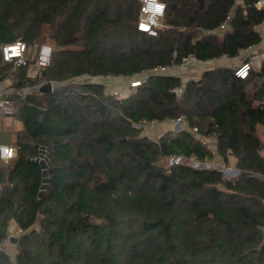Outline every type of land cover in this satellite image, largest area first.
I'll use <instances>...</instances> for the list:
<instances>
[{"label": "trees", "instance_id": "trees-1", "mask_svg": "<svg viewBox=\"0 0 264 264\" xmlns=\"http://www.w3.org/2000/svg\"><path fill=\"white\" fill-rule=\"evenodd\" d=\"M162 1L153 36L138 29L141 0H0V46H32L45 27L55 43L40 75L27 77L29 65L14 72L11 114L25 128L16 156L0 161V264H264V104L254 105L264 57L246 78L223 65L183 88L179 75L149 74L122 97L91 79L141 75L190 55L233 58L262 40L256 0ZM13 71L0 50V81ZM48 81L57 84L51 92H18ZM181 116L186 129L157 139L136 126ZM193 128L216 138L225 165L235 159L236 178L160 163L214 158ZM43 142L51 182L40 196L34 158ZM13 227L21 232L12 258L3 246Z\"/></svg>", "mask_w": 264, "mask_h": 264}, {"label": "built area", "instance_id": "built-area-1", "mask_svg": "<svg viewBox=\"0 0 264 264\" xmlns=\"http://www.w3.org/2000/svg\"><path fill=\"white\" fill-rule=\"evenodd\" d=\"M255 4L258 8L264 9V0H256ZM165 10H166V4L162 0H141L138 29L147 32L149 35H153V36L157 35L158 28L161 25V19L165 14ZM222 27H224V25ZM261 44L264 46V41L261 42ZM254 46H250L241 51L243 52L242 54L244 55V59L235 69L236 76L241 78H246L250 74L251 70L255 69L259 61L264 57V50L262 53L258 51L256 52L253 50ZM0 50L3 60L5 62L11 63L13 65L14 71L18 70L23 66H28L30 64L31 57L29 55V51H30L29 45L22 40H17L15 42L3 44L0 46ZM198 62H202V61L198 60L194 55H190L184 58L182 62L179 64L177 63L169 66H158L147 71V73L176 74L180 69H183L184 67H188L191 64ZM112 77L113 76H97V77H93V79L95 81H104ZM140 83L141 80H133L131 81L130 86H132L133 88L138 86ZM181 91H182L181 88L176 89V92H181ZM9 93H10L9 91L0 92V107L5 109L7 112L11 113L12 107L10 106L11 101L9 99ZM154 122L155 121L149 122L143 119L137 122L136 126L142 128L143 132L146 135L150 136L149 126ZM172 122H174V128H173L174 132H179L180 130L187 128V121L183 116L172 120ZM192 131L198 132L197 128H193ZM16 152L17 149L14 146L0 145V158L3 160H9L15 157ZM169 157L171 158L172 164L191 161L194 162L192 166L196 168H206V169H210L213 167L219 168L218 165L210 164L208 163L209 161L198 160L195 156H190L186 158L182 155L173 154ZM221 169L223 170V168ZM224 171L225 170H223V172ZM233 178L234 177H230V179ZM10 231L11 234L7 242L10 241L11 237L19 236L21 232L20 230H16L14 227L11 228Z\"/></svg>", "mask_w": 264, "mask_h": 264}, {"label": "rangeland", "instance_id": "rangeland-1", "mask_svg": "<svg viewBox=\"0 0 264 264\" xmlns=\"http://www.w3.org/2000/svg\"><path fill=\"white\" fill-rule=\"evenodd\" d=\"M54 44H55L54 41L52 39H50V37L48 35V27H45L44 28V34L42 35V37L39 39V41L36 44H34L33 46H29V49L31 50V52H36V54H37L36 56H37V58H39V55H40L41 51L43 50L42 49L43 46H45V47L50 46L51 48H53ZM50 54H51V52H49L48 59L50 58ZM232 60H234V59H232ZM44 61H43V64L40 66L39 75L41 74L43 67L47 63V61H46L44 64ZM224 62H226V61H223V60L220 61V59L219 60L214 59L211 61L194 63L188 67H184L183 69H180L175 75H179L182 78L184 85L186 86V82L188 80L194 79V80L201 81L202 74L205 70L215 68L217 66H223L222 64H224ZM30 63H31V61H30ZM237 64H239V62ZM237 64H233V66H237ZM29 66H30V64H29ZM14 72L15 71H13L12 73H14ZM147 75H149V74L147 72H145L141 75H134V76H119V77L113 76L112 78L106 79L103 82L106 84L107 90L110 93H113V94H116V95L122 97V96L128 95L133 90L134 87L132 88V86H130L131 81H133V80L143 81ZM84 78L87 79V77H84ZM91 79L94 80L93 78H91ZM16 80L17 79L15 78L13 80V82H15ZM56 85H57L56 83H53L54 87ZM13 87L16 88L14 85H13ZM181 92H177V93L179 95H181ZM23 94H24V91H23ZM173 128H174V122H172V120H166V121H162V122L155 121L153 124H151L149 126V134L154 139H157L162 134H164L166 132L173 131ZM258 134L260 137L262 136L264 138V130L259 131ZM193 135L196 138H202L203 141L205 142V144L213 151L214 158L212 160H210L208 163L218 165L219 168H223V170H225L224 175L226 178H230V177L236 178L238 176V170H237L235 164L232 163L229 165H225L223 160L221 161L219 159L220 156L217 154V145H216V138L215 137H213V136L200 137V134L197 132H193ZM262 142L264 143V139ZM1 160H0L1 162L7 161V160H3V159H1ZM160 163L162 165H164L165 167L166 166L168 167L172 164L171 158L170 157L164 158L161 160ZM187 163H190L191 165L194 164V162H191V161H188ZM222 165H224V166H222ZM15 237H17V236H15ZM3 247L10 254V256L13 258L14 255L16 254L15 243H13L10 240V241L6 242V244Z\"/></svg>", "mask_w": 264, "mask_h": 264}, {"label": "crops", "instance_id": "crops-1", "mask_svg": "<svg viewBox=\"0 0 264 264\" xmlns=\"http://www.w3.org/2000/svg\"><path fill=\"white\" fill-rule=\"evenodd\" d=\"M236 1L238 4L243 3V0H236ZM259 30L262 36L261 42H263L264 41V22L259 26ZM261 42L254 46L253 48L254 51L256 52L258 51L260 53L263 52L264 46L261 44ZM42 49L43 50L41 51L39 58H37L36 52H31V50L29 51V55L31 57V60H30L31 63H30V66H28L26 70L27 77L38 76L40 73V66L43 64V61L45 60L44 64L46 61L48 63L49 52H51L52 48L50 46H47V47L43 46ZM242 53L243 52H241L238 56L233 57V58L224 56V57H220L217 59L218 60L220 59V61L222 60L226 61L222 65L232 66L233 64H237L238 62L239 64L241 63V61L244 59V55ZM261 60L259 61L258 65L260 64ZM202 62H206V61H202ZM239 64H237V66ZM15 78H16L15 74L10 73V75H8L2 81H0V92H6V91L15 92L16 88L13 87L14 85L13 80ZM39 87H40L39 85L24 87V88H21V90H18V92L23 95V91H24V94H26L28 92L35 91L37 89L39 90ZM263 104H264V92L260 91L255 97L254 105H263ZM24 128H25L24 123L20 118L16 117L15 115L11 114L10 112H7L5 109L0 107V145H11L17 149V141L19 139V134L20 132L24 130ZM257 129L259 133V131L264 130V126L261 124H258ZM260 138L263 141L264 138L262 136ZM235 162H236L235 159L232 158L230 164L232 163L235 164Z\"/></svg>", "mask_w": 264, "mask_h": 264}, {"label": "water", "instance_id": "water-1", "mask_svg": "<svg viewBox=\"0 0 264 264\" xmlns=\"http://www.w3.org/2000/svg\"><path fill=\"white\" fill-rule=\"evenodd\" d=\"M185 85H183V88ZM54 89L53 82L48 81L40 85L39 91L41 92H51ZM37 147L39 148V156L34 158V160L38 163H40L42 170H43V178H42V185H41V191L39 195L41 196L44 191L47 189L49 183L51 182V178L48 175V165L50 164V149L48 147V144L46 142H43L41 144H38ZM219 159L222 161V158L219 157ZM17 237H11V241L13 243L17 242Z\"/></svg>", "mask_w": 264, "mask_h": 264}, {"label": "clouds", "instance_id": "clouds-1", "mask_svg": "<svg viewBox=\"0 0 264 264\" xmlns=\"http://www.w3.org/2000/svg\"><path fill=\"white\" fill-rule=\"evenodd\" d=\"M161 7H163V6H161Z\"/></svg>", "mask_w": 264, "mask_h": 264}]
</instances>
